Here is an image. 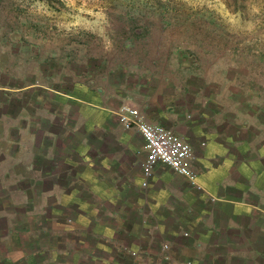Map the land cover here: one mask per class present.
Returning <instances> with one entry per match:
<instances>
[{"label": "crops", "instance_id": "0c3cea01", "mask_svg": "<svg viewBox=\"0 0 264 264\" xmlns=\"http://www.w3.org/2000/svg\"><path fill=\"white\" fill-rule=\"evenodd\" d=\"M36 63L0 65V262L264 264V107L249 88L188 60ZM127 105L193 145L195 183L165 165L146 176Z\"/></svg>", "mask_w": 264, "mask_h": 264}, {"label": "rangeland", "instance_id": "374dc122", "mask_svg": "<svg viewBox=\"0 0 264 264\" xmlns=\"http://www.w3.org/2000/svg\"><path fill=\"white\" fill-rule=\"evenodd\" d=\"M88 56L175 73L188 60L264 107V0H0V65L25 74L32 61Z\"/></svg>", "mask_w": 264, "mask_h": 264}, {"label": "built area", "instance_id": "2783aa9c", "mask_svg": "<svg viewBox=\"0 0 264 264\" xmlns=\"http://www.w3.org/2000/svg\"><path fill=\"white\" fill-rule=\"evenodd\" d=\"M120 120L126 128L137 130L143 137L145 155L142 168L147 177L154 175L157 166L165 165L190 177L195 183L196 154L193 145L183 135L148 118L146 113L135 106H124ZM165 258L168 262L159 261L158 264H174L169 256Z\"/></svg>", "mask_w": 264, "mask_h": 264}]
</instances>
